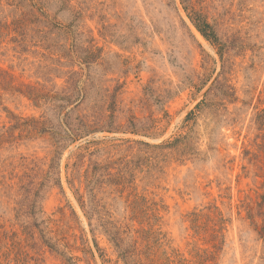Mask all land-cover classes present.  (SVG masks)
Returning <instances> with one entry per match:
<instances>
[{
	"label": "rangeland",
	"instance_id": "rangeland-1",
	"mask_svg": "<svg viewBox=\"0 0 264 264\" xmlns=\"http://www.w3.org/2000/svg\"><path fill=\"white\" fill-rule=\"evenodd\" d=\"M263 233L264 0H0V264H264Z\"/></svg>",
	"mask_w": 264,
	"mask_h": 264
},
{
	"label": "trees",
	"instance_id": "trees-1",
	"mask_svg": "<svg viewBox=\"0 0 264 264\" xmlns=\"http://www.w3.org/2000/svg\"><path fill=\"white\" fill-rule=\"evenodd\" d=\"M189 9V8H186ZM189 15L198 31L208 40L217 42V36L211 25L195 10H189ZM264 234V233H263Z\"/></svg>",
	"mask_w": 264,
	"mask_h": 264
}]
</instances>
